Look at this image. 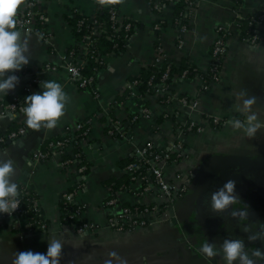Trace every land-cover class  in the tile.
Masks as SVG:
<instances>
[{"label": "crops", "instance_id": "1", "mask_svg": "<svg viewBox=\"0 0 264 264\" xmlns=\"http://www.w3.org/2000/svg\"><path fill=\"white\" fill-rule=\"evenodd\" d=\"M28 1L22 0L17 14L25 11ZM34 1L46 17L47 37L27 33L30 39L25 55L29 63L15 72L19 77L16 87L7 96H0V101L17 100L25 105L24 98L42 93V84L48 80L61 83L67 99L64 114L52 129H30L20 113L8 112L0 118V136L21 128L25 131L11 144L0 147V158L14 160L11 179L37 197L40 217L47 224L46 230H31L27 219H8L0 227V264H13L19 252L46 254L54 239L63 245L59 264H106L109 260L112 264H121L122 260L126 264H227L222 252L226 240L244 241L250 256L256 249L264 251V127L249 137L233 123L217 126L205 116L246 123L247 115L255 113L264 123V44H252L239 30L243 19L263 9L264 0H199L187 15L185 30L176 22L173 0H119L120 14L139 26L126 51L102 57L98 96L71 82L69 71L61 67L65 56L82 45L70 20L76 16L94 19L97 1ZM219 27L230 32L220 81L212 82L205 91L199 76L182 78L172 85L175 94L198 100V110L167 104L160 93L143 96L139 87L130 89L131 97L125 102H116L143 69L163 62L159 47L168 61L186 59L207 72ZM256 32L264 38V25H259ZM25 34L21 31V41ZM35 77L39 84L34 82ZM248 98H255L250 113L238 110ZM144 109L148 116L143 114ZM131 117L138 122L133 123ZM109 118L127 128V133L111 134ZM87 120L90 132L82 148L90 167L76 203L83 210L81 218L97 228L81 235L64 220L62 209L63 195L79 183L76 166L65 165L59 151L40 160L34 153L47 139L74 131L77 124ZM192 120L201 125V131L185 136L187 156L179 162L162 164L169 182H178V174L190 178L188 190L173 206L163 210L165 197L158 188L144 192L143 179L132 180L129 186L113 193L114 182L127 173L123 162L137 147L151 141L168 147L176 140L177 123L184 125ZM229 181L234 182L235 202L222 210L213 209V194ZM114 197L118 203L110 206L108 202ZM134 205L158 209L148 215L147 225L126 230L111 225L122 208ZM204 243L214 247V256L201 253ZM251 258L255 264H264V259Z\"/></svg>", "mask_w": 264, "mask_h": 264}, {"label": "built area", "instance_id": "2", "mask_svg": "<svg viewBox=\"0 0 264 264\" xmlns=\"http://www.w3.org/2000/svg\"><path fill=\"white\" fill-rule=\"evenodd\" d=\"M97 1L98 10L97 13L104 11V7L106 5L105 0H95ZM188 4L192 8H195L198 5L199 0H186ZM111 14V20L114 23L113 30L116 32H121L123 29L125 30H131L132 24L125 21V18L120 14L119 8H112L110 10ZM36 18L39 19L40 22L43 24H46V17L43 13L38 11L35 1L29 0L27 2V7L25 11L17 14V29L21 30L25 33H38L42 35L43 37H47V31L46 27L42 29L36 28ZM184 17L176 18V22H178L182 29L185 30L187 28V23L183 22ZM93 23H97L98 20L92 19ZM247 21L249 25L254 26L255 30L249 34L247 37L248 41H250L252 44H258L263 43L264 44V38L260 37L256 29L259 25H264V11L263 9L258 12L257 14L251 15L243 19L240 23L239 30L242 31V25L243 23ZM102 26L95 25L92 28V34L95 35L94 38H91L90 36L86 41H82V45L80 47L81 51L78 53L77 56H74V52L72 51L69 55L65 56L64 62L61 67L66 68L69 71V79L71 82H73L75 85L79 86V88H84L87 84L92 83L96 78L98 79V71H96L94 77L87 78L83 75L82 68L87 65V55L90 53L94 54V58L97 62L102 64V57L103 55L98 54L99 50L95 49L92 50L91 46L93 43L99 39V37L102 36L103 30L101 29ZM157 28H159L157 26ZM219 36L214 42V48L212 52V61L210 64V68L207 71L206 77L201 74H197L200 79L202 80V90H207L210 86V84L214 81H220L221 77V70H222V62L224 57L227 55L228 52V45H227V38L229 35V31L226 28L219 27L218 29ZM107 38L115 41L111 34L107 35ZM180 43L182 41L179 40ZM116 43V42H115ZM116 46V45H115ZM117 47V46H116ZM159 50L161 52V58L163 60L166 59L165 54L162 52L161 47H159ZM86 55V56H85ZM77 57V59H76ZM47 68H54L57 69L58 67H53L52 65H48ZM187 72H185L186 75ZM169 76V72L163 75L162 81L164 82L165 79H167ZM34 82L39 84V78L35 77ZM129 89L138 88L139 82L131 83L129 86ZM155 93H160L161 96L167 95L166 103H178L180 107L190 109L191 111H196L199 108V101L196 99L188 98L187 96H180L172 92L171 90H168V85H158L154 89ZM96 96H98L97 90L93 92ZM24 106L23 103L19 101H15L9 104H3L0 103V118L2 116H5L8 112H15L23 114L22 107ZM143 114L145 116L149 115V112L144 109ZM205 116L210 119V121L217 126L225 125L230 120L225 118H219L217 116H211L208 114H205ZM110 123V129L109 132L113 135H125V129L120 125L118 121H115L112 118H109ZM177 134H176V140L172 143V145L168 147H163L160 145L158 146L159 151L152 150L153 144L151 142L146 143L144 146L137 147L135 151L132 153V156H137L140 159H143L144 163H147L150 161L148 159V156H152V165L150 167V171L152 172L154 179L147 180L145 175H142L141 172L136 173L137 169L139 168L138 164L131 163L126 168V172L132 175L133 180H140V179H146L148 185L143 189L144 192H150L154 188H158L160 193L165 197L166 203H168L170 206H173L175 195H182L184 194L190 184V178L183 177L181 174L177 175L178 182H169L163 172L162 164L163 163H172V162H179L181 161L185 156H187L186 153V147H185V136L192 132H200L201 131V125L198 123H195L193 120L189 121L188 123L182 125L180 123H177ZM87 129H90V120H87L85 122H81L76 125V128L74 131L78 130H85L84 135H87ZM73 131V132H74ZM24 129H19L18 131H10L5 135L0 136V143L12 141L16 138H18L20 135L24 134ZM86 139V136L81 137L79 140L80 142L77 144L78 146L82 147V144L84 140ZM67 147V144L65 141H57L55 143H51L49 148L50 149H56L51 151L50 149L43 150L42 147L38 149L34 153V157L36 160L45 159L48 158L51 154H53L54 151H57V149H60L59 152L63 155L67 154V150L65 151ZM83 160L80 158V154L76 153L72 159L64 160V164L67 166H76L77 174H78V182L75 185V188L73 190L66 192L63 195L62 202L66 205H72L71 209H68L66 215L67 219L70 220V224L73 225L75 231L78 234H85L89 233L92 230H95L97 227L90 221L84 220L81 218L83 210L81 207L78 206L76 203V197L79 192V190L83 187V178H85L86 171H87V165L82 163ZM20 194L15 197V199H18L20 201L19 206L12 212H5V215L0 216V227L5 226V223L8 219L19 221L21 219H27V225L28 228L31 230L35 229H47V224L44 222V220L40 218V220L36 221V226L31 220V216L26 212V210L23 208V195L28 194L24 190L19 191ZM118 203L117 198L110 199L108 204L110 206H115ZM34 207L35 209L40 212L39 206L37 205V199L34 200ZM158 207H142L134 205L132 207H124L122 208L121 212L117 214L116 218L112 220L111 225L115 227L118 230H126L131 229L137 226H143L147 225L148 222L147 217L149 214L155 212ZM40 215V213H39ZM149 221V220H148Z\"/></svg>", "mask_w": 264, "mask_h": 264}, {"label": "clouds", "instance_id": "3", "mask_svg": "<svg viewBox=\"0 0 264 264\" xmlns=\"http://www.w3.org/2000/svg\"><path fill=\"white\" fill-rule=\"evenodd\" d=\"M21 4L22 0H0V96H7L9 90L16 87L19 77L15 75V72L29 63L25 53L28 51L30 36L26 33L21 41V30L17 29L16 16ZM9 71L12 74L6 75ZM42 87L44 88L42 93L27 95L24 98L25 105L22 107L24 123L33 130H39L42 127L54 128L65 110L67 94L61 83L48 80L43 82ZM254 103L255 98L244 99L242 109L238 108V110L250 113ZM229 122L236 128H243L249 137L254 136L258 129L264 127V123L257 120L255 113L247 115L246 123L241 120ZM14 163L12 159L0 158V212H12L20 203L18 199H15L20 194L18 184L11 179L15 171ZM233 191L234 182L229 181L220 191L214 193L213 209L222 210L234 203L236 198L232 195ZM62 247V243L54 239L49 243L46 254L32 251L19 252L13 264H59ZM200 251L208 257L216 254L214 247L208 243H204ZM222 252L227 264H234L237 260L240 264H255L252 256L264 259V251L260 249L254 250L250 256L245 251L242 240H226ZM114 255L115 253H110V256ZM106 264H112V261L109 260ZM121 264H126V261L122 260Z\"/></svg>", "mask_w": 264, "mask_h": 264}, {"label": "trees", "instance_id": "4", "mask_svg": "<svg viewBox=\"0 0 264 264\" xmlns=\"http://www.w3.org/2000/svg\"><path fill=\"white\" fill-rule=\"evenodd\" d=\"M171 1V0H169ZM168 1V2H169ZM175 2V9H174V14L175 18H181L184 17L183 22L187 23L188 17L187 15L189 14L191 10V6L188 4L186 0H173ZM106 5L104 7V11L97 13V16L94 18L98 20V22L95 24L93 23L92 19L89 17H84V16H76L73 18L71 21V24L73 25V31L75 33V36L79 38L80 41H86L88 37L90 36L91 38H94L95 35L92 34V28L99 23V25L102 26V36L99 37L98 40H96L91 48L92 50H99L98 54L100 55H109L113 53H121L123 51H126L131 42L132 36L135 34L138 28V23L134 22L130 19L125 18L126 22H129L132 24L131 30H125L123 29L121 32H116L113 30L114 23L111 20V14L110 10L112 8H119V0H105ZM120 10V9H119ZM159 11V8L157 9ZM264 11V7H263ZM175 20V19H174ZM46 27V24H43L42 22L39 21L38 18H36V28L42 29ZM255 30L254 26L249 25L247 21H245L242 25V31H241V36L246 38L249 34H251ZM111 34L113 39L115 40L114 42L107 38V35ZM116 42V43H115ZM117 47H116V46ZM214 45L212 46L211 51L213 52ZM74 52V56H77L78 53L81 51L80 47L73 48L71 52ZM86 56V55H85ZM87 57V65L82 68L83 75L87 78L94 77L96 71L99 70L101 63L97 62L94 58V54L90 53ZM169 72V76L165 81H162L163 75ZM185 72L186 75H185ZM197 74L204 75L206 77L207 72H201L197 66H195L192 62L183 59L179 63H176L171 60H163V62L160 65H151L148 68L146 67L141 71V74L135 78L132 79V83L134 82H139V91L141 95H145L147 93H155L154 89L158 85H168V90H171L174 92L172 85L177 81L182 78H193L198 76ZM97 81L98 79L96 78L92 83L87 84L83 89H86L88 91H96L97 88ZM132 90L130 89H125L121 95H118L116 98V102L122 103L125 102L127 99L131 97ZM175 93V92H174ZM190 98V97H188ZM192 98V97H191ZM161 99L166 102L167 95L161 96ZM17 101V100H16ZM8 102V101H6ZM12 102V101H11ZM15 102V101H13ZM0 103L3 104H9V103H4L0 101ZM134 117V116H133ZM131 117V119L133 118ZM138 118V117H137ZM130 119V121H131ZM139 119L133 118L132 122L136 123L138 122ZM160 122V121H159ZM221 126V125H220ZM127 128H125V131L127 133ZM85 130H78V131H68L65 134H62L56 138H50L44 141L42 145V149H50L49 146L51 143H55L59 140L65 141L67 144V147L65 151H69L72 149L71 153L65 154L64 155V160L72 159L76 153L80 154V158L83 160V164L87 165V171L90 167L89 162L87 161L85 157V153L83 151V148L81 146H78L77 144L80 142L79 140L81 137L88 136L90 129H87L88 134L84 135ZM7 142L0 143V147L4 148L7 146ZM77 143V144H76ZM153 144L152 150L159 151L158 146L155 142L151 141ZM144 146V145H143ZM185 147L187 148V144L185 143ZM51 151L56 150V149H50ZM60 149H57L59 151ZM148 159H150L149 162L144 163L143 159H140L137 156H130L123 162V168H127L129 164L131 163H137L139 168L137 169L136 173L141 172L142 175L146 176V179L151 180L154 179V176L152 172L150 171V167L152 165V156H148ZM146 179L143 180V185L142 188L148 185ZM132 175L129 173H126L123 175V177L119 178V180H116L114 182L113 186V193H116L121 187H126L129 186V184L132 182ZM19 191H22V187L18 185ZM180 195H175L174 201L179 198ZM37 199V197L34 194H25L23 195V208L26 210V212L31 216L32 222L36 226V221L40 220V215L39 212L35 209L34 207V200ZM62 209L64 212H67L68 209H71L72 205H66L62 202ZM128 205V204H127ZM168 206H170L168 203H165L162 205L163 210L165 208L169 209ZM76 207V206H75ZM67 214V213H66ZM65 214L64 220L68 223L70 222L69 219H67V215ZM5 215V212H0V216Z\"/></svg>", "mask_w": 264, "mask_h": 264}, {"label": "water", "instance_id": "5", "mask_svg": "<svg viewBox=\"0 0 264 264\" xmlns=\"http://www.w3.org/2000/svg\"><path fill=\"white\" fill-rule=\"evenodd\" d=\"M11 143H12V141H8V144H11ZM173 212H174V210L171 211L172 215H173ZM176 221H177L176 217L173 216V222H176Z\"/></svg>", "mask_w": 264, "mask_h": 264}]
</instances>
